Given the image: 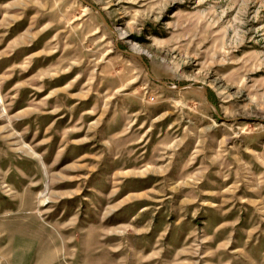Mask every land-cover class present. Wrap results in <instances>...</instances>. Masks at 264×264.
<instances>
[{
    "label": "rangeland",
    "instance_id": "374dc122",
    "mask_svg": "<svg viewBox=\"0 0 264 264\" xmlns=\"http://www.w3.org/2000/svg\"><path fill=\"white\" fill-rule=\"evenodd\" d=\"M86 1L0 0V264H264V0Z\"/></svg>",
    "mask_w": 264,
    "mask_h": 264
},
{
    "label": "water",
    "instance_id": "95a60500",
    "mask_svg": "<svg viewBox=\"0 0 264 264\" xmlns=\"http://www.w3.org/2000/svg\"><path fill=\"white\" fill-rule=\"evenodd\" d=\"M81 2H82L83 4H85L86 6H88V7L95 9L96 12H97V14L99 15L100 19L105 23V19H104L103 15L101 14V12H100L98 9H96L95 6H93L92 4H90L89 2H87L86 0H81ZM110 30H111L113 33H115L113 29L110 28ZM114 44H115L116 48H117L120 52H122V53H124V54H126V55L134 56V57H136L138 60H140V61L142 62V64L144 65V67H145V69H146V72H147V74L150 76V78H152L154 81H156V82H158V83H160V84L166 86L167 88H170V87H169L164 81H161V80L155 78L153 75L150 74V72H149V70H148V67H147V65H146V62H144V60H143V58H142V56H141L140 54L135 53V52H132V51H128V50H121V49H119V48L117 47V37L115 38ZM189 86H192V87H193L194 85H193V84H190ZM177 88H180V86H178ZM198 88L201 89V90L206 94V90H205V88H203V87H198Z\"/></svg>",
    "mask_w": 264,
    "mask_h": 264
}]
</instances>
